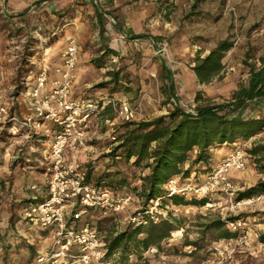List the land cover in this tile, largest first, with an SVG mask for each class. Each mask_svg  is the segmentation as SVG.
<instances>
[{
  "label": "rangeland",
  "instance_id": "rangeland-1",
  "mask_svg": "<svg viewBox=\"0 0 264 264\" xmlns=\"http://www.w3.org/2000/svg\"><path fill=\"white\" fill-rule=\"evenodd\" d=\"M228 38L234 48L226 55L221 76L200 84L193 71L196 59ZM70 39L77 41L80 52L72 99L106 104L93 118L90 137L107 134L114 145L107 155H97L93 143L92 152L81 150L86 169L81 172H92L93 183L105 174H118L105 182L117 193L133 197L122 213L95 210L84 215L80 227H95L106 243L111 233L134 224L131 219L144 207L139 194L148 171L128 162L121 150L114 153L127 132V123L165 117L175 107L197 112L209 104H230L241 88L249 86L252 72L264 68V0H0V97L4 100L0 107L7 110L0 117V231L2 223L16 214L11 172L15 167L30 171L26 151L32 150L37 134L44 131L24 125L30 114L20 119L19 99L30 98V75L46 71L48 77L56 74L51 84L59 79L57 70ZM113 73L117 80L110 75ZM123 104H130L133 110L130 121L121 116ZM242 114L264 119V96L246 102ZM239 142L247 152L248 167L232 173L233 196L213 192L205 197L209 203L203 207L177 206L169 198L160 201V221L172 216L181 219L184 228L164 241L161 249L153 247L141 259L133 255L125 264H264V201L237 205L238 195L248 190L238 186L240 173L251 168L253 173L246 175L250 183L256 186L264 181L260 169L264 161L257 164L249 153L264 147V130L255 141ZM216 167L213 157L202 173L180 179L200 184ZM178 196L187 202L205 199ZM219 219L234 238H220L217 230H206ZM238 220L247 227L237 231L228 227V222ZM4 238L7 235L0 234V241ZM54 242L55 233L48 250ZM192 242L198 247L188 246ZM47 251L36 254L35 262Z\"/></svg>",
  "mask_w": 264,
  "mask_h": 264
},
{
  "label": "built area",
  "instance_id": "built-area-1",
  "mask_svg": "<svg viewBox=\"0 0 264 264\" xmlns=\"http://www.w3.org/2000/svg\"><path fill=\"white\" fill-rule=\"evenodd\" d=\"M79 57V45L75 39H70L63 54L62 67L57 70L59 79L49 86L47 72L41 71L35 77L29 93L32 113L24 125L36 131L46 130L50 124L59 128L50 146L47 163L48 197L24 212L27 223L40 229H51L55 233L53 247L39 254L36 264H114L106 258L107 244L98 230L90 225L80 227V222L89 211L122 213L133 201L129 194H119L88 182L77 164L67 161L68 150L73 154L81 150L93 151L90 137L93 118L106 105L72 99ZM120 113L124 120L130 121L133 115L130 104H123ZM185 113L196 115L197 112L189 110ZM6 114V108L0 107V117ZM247 167V152L238 145L202 183L171 179L166 186L168 197L192 194L205 198L216 191H223L231 197L234 190L232 173L244 172ZM261 201H264V194L241 200L237 205ZM160 207V200L153 201L148 209L137 213L131 221L139 226L158 223L162 215ZM228 227L237 231L247 227V223L231 221Z\"/></svg>",
  "mask_w": 264,
  "mask_h": 264
},
{
  "label": "trees",
  "instance_id": "trees-1",
  "mask_svg": "<svg viewBox=\"0 0 264 264\" xmlns=\"http://www.w3.org/2000/svg\"><path fill=\"white\" fill-rule=\"evenodd\" d=\"M233 48L234 43L228 38L221 41L207 56L196 59L193 71L200 84H209L221 76L226 55ZM110 75L117 80V74ZM263 96L264 68L252 72L249 86L241 88L228 105L202 106L197 108L196 115L187 114L175 107L168 116L152 121L127 123V132L119 140L120 144L114 149V153L121 150V156L128 162L133 161L135 167L148 171L142 178L139 197L144 207L139 213H143L151 202L169 198L166 186L171 179H188L192 174L202 173L204 167L210 166L214 150L239 139L248 141L260 134L264 130V119L244 118L242 112L246 102ZM249 153L257 164L264 161V156H261L264 154V147H256ZM260 169L264 173V165ZM91 175L92 172L86 175L88 182H91ZM117 175L105 174L94 184L117 192L111 184L105 182L106 178H115ZM119 183L125 186V182L120 180ZM262 194L264 181H259L256 186L240 193L237 200ZM169 199L177 206L203 207L209 203L207 198L190 202L179 196ZM225 227V223L219 219L207 225L206 230H217L220 238H234L235 234ZM183 228L182 220L172 216L161 218L159 223L150 222L140 226L130 224L125 230L113 232L105 239L108 250L106 258L114 264L128 263L133 255L141 259L151 248L161 249L164 241ZM188 246L198 247V243L192 242Z\"/></svg>",
  "mask_w": 264,
  "mask_h": 264
},
{
  "label": "crops",
  "instance_id": "crops-1",
  "mask_svg": "<svg viewBox=\"0 0 264 264\" xmlns=\"http://www.w3.org/2000/svg\"><path fill=\"white\" fill-rule=\"evenodd\" d=\"M1 59L3 58H0V60ZM0 66H2V64H0ZM3 69H5L6 72L7 68L4 67ZM0 70H2V67H0ZM36 76L37 75L34 76V74L30 75L33 81ZM55 77V73L49 74V86ZM3 102V98L0 97V104ZM19 102L20 119H25L28 114L32 113V110L28 107L31 106L32 100L25 96L24 98H20ZM109 122L110 121L106 120V123ZM58 130L59 128L55 125H50L43 133L37 134L34 145L31 146L32 150L30 151L28 149L26 151V155L29 157L28 162L31 163L30 171L24 172L19 167H15L11 172L14 176L13 190L16 203L14 211L16 214H11L10 220L2 223L4 228L1 229L0 234L2 236L7 235V238L0 241V264H35L36 254L47 251L53 242L54 231L51 229H40L27 223L24 219V212L30 206L39 204L48 197L49 182L44 161L46 160L50 146ZM260 134H262V132ZM260 134L252 137L248 142L255 141ZM91 136V143L95 144L97 155H107L112 151L111 148L114 145L108 142L110 137L107 136V134L101 136H94L91 134ZM113 139L114 138H112V140ZM240 140L241 139L233 144L227 143L223 147L214 150L213 157L217 166L228 154H230L233 148L235 149L236 146L241 145L239 142ZM68 153L70 157L67 159L68 162L74 160L78 169L81 171L82 168V170L85 171V162L83 160L85 158V153L83 151H79L75 155L71 152ZM95 169L97 170V168ZM251 170L250 168L248 172L240 173L242 180L239 182L238 186L241 189H249L253 186L250 183L251 178H246V175L252 172Z\"/></svg>",
  "mask_w": 264,
  "mask_h": 264
}]
</instances>
